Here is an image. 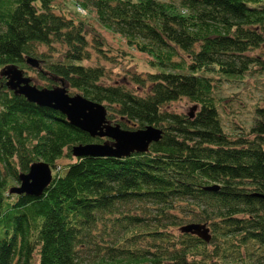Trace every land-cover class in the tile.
Masks as SVG:
<instances>
[{
  "label": "trees",
  "instance_id": "trees-1",
  "mask_svg": "<svg viewBox=\"0 0 264 264\" xmlns=\"http://www.w3.org/2000/svg\"><path fill=\"white\" fill-rule=\"evenodd\" d=\"M55 1L0 0V70H34L45 85L32 84L62 86L103 103L112 123L162 134L127 156H75L74 144L102 138L15 93L3 74L0 264H264V104L232 136L216 97L219 81L264 70V0H70L77 17ZM90 11L154 70L105 82L103 65L84 63L108 55ZM181 98L192 115L164 107ZM36 160L52 168L43 192L10 193ZM190 222L210 238L181 229Z\"/></svg>",
  "mask_w": 264,
  "mask_h": 264
},
{
  "label": "water",
  "instance_id": "water-1",
  "mask_svg": "<svg viewBox=\"0 0 264 264\" xmlns=\"http://www.w3.org/2000/svg\"><path fill=\"white\" fill-rule=\"evenodd\" d=\"M31 65L38 61L27 57ZM7 75V84L13 87L15 93H20L27 100L38 105L48 106L63 113L71 124L87 131L92 136H99L102 141L78 143L72 146V154L96 156H127L133 151L147 150L149 144L158 139L162 129L152 124L138 128H124L117 122L107 119V109L101 102L84 97L80 93H69L62 86L39 87L31 84V77L24 74V70L14 64H9L0 70ZM16 87V88H15ZM196 105L191 107L192 115ZM52 178V168L44 160L33 161L27 171L18 174V184L10 186V193H27L39 195L43 192ZM217 184L208 186L216 189ZM182 230L196 233L201 238H210L209 226L201 222H190L181 227Z\"/></svg>",
  "mask_w": 264,
  "mask_h": 264
},
{
  "label": "rangeland",
  "instance_id": "rangeland-1",
  "mask_svg": "<svg viewBox=\"0 0 264 264\" xmlns=\"http://www.w3.org/2000/svg\"><path fill=\"white\" fill-rule=\"evenodd\" d=\"M56 8L64 10L68 16L77 17L75 7L70 0H56ZM88 22L95 30L103 36L105 41V51L107 56L95 57L84 60V63H98L104 66L106 71L105 82L122 83L126 76L131 74H145L147 70H154L149 66L148 60L151 58L145 52H141L134 47L128 46L124 37L120 34L103 28L95 17L94 11H90ZM260 53V49L251 51ZM58 54L53 55L56 58ZM27 74L33 77L36 85H45V80L40 79L34 70H26ZM130 86H136L130 83ZM217 98L220 102V119L224 130L232 136L246 134L252 124L255 104H264V70H259L254 66L244 75L236 79H224L218 82ZM141 91V89H140ZM194 103L186 98L177 99L166 104L168 110L188 114ZM113 121V120H112ZM68 161L64 158L61 162ZM15 184H18L15 182Z\"/></svg>",
  "mask_w": 264,
  "mask_h": 264
},
{
  "label": "flooded vegetation",
  "instance_id": "flooded-vegetation-1",
  "mask_svg": "<svg viewBox=\"0 0 264 264\" xmlns=\"http://www.w3.org/2000/svg\"><path fill=\"white\" fill-rule=\"evenodd\" d=\"M24 74L27 75V76H29V77H31L30 83L32 84V82H33V80H32L33 77H32L31 75L27 74L26 71H24ZM0 77L3 78V72L0 73ZM8 80H9V78L7 77V75H5V85H6L8 88H10L12 91L15 92L14 88H13V87L11 88V86H9V85L7 84V81H8ZM31 81H32V82H31ZM15 88H16V87H15Z\"/></svg>",
  "mask_w": 264,
  "mask_h": 264
},
{
  "label": "bare ground",
  "instance_id": "bare-ground-1",
  "mask_svg": "<svg viewBox=\"0 0 264 264\" xmlns=\"http://www.w3.org/2000/svg\"><path fill=\"white\" fill-rule=\"evenodd\" d=\"M138 152V151H137Z\"/></svg>",
  "mask_w": 264,
  "mask_h": 264
}]
</instances>
